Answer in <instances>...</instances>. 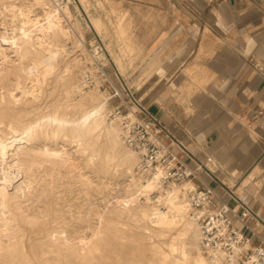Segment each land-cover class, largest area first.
I'll return each mask as SVG.
<instances>
[{"label":"rangeland","instance_id":"374dc122","mask_svg":"<svg viewBox=\"0 0 264 264\" xmlns=\"http://www.w3.org/2000/svg\"><path fill=\"white\" fill-rule=\"evenodd\" d=\"M184 13L186 10L182 0H0V45L8 51L9 56L13 55L10 42L22 37L21 28L26 23L32 24V48H36L38 37L45 38L52 45L51 56L43 59L49 65L48 74L41 76V79L32 73L31 78L24 80L23 89L27 91L26 97L32 101L33 107H38L33 111L34 116L39 117L43 111L49 110L57 117L50 126L41 125L42 120H37L29 133L38 147L45 141L56 156H45L37 149L36 152H28V148L22 146V141L18 142V130H10L0 122L1 140L10 145L19 143L22 146L18 157L24 161L18 160V171L15 173L18 175V185L28 182L25 189H18V197L14 199L18 202V209L10 208L18 217V243L0 254V264H195L198 252L211 262L213 256L209 249H204L191 231L178 234L182 227L180 223L157 226L150 222L148 216L141 214L142 210H149L156 202L158 190L164 189L159 188L154 180L152 189L143 191L139 188L147 179L143 180L135 174L137 155L134 151L136 156L131 169L136 184L129 180V173L125 172L126 165L119 162L112 161L110 171L101 176L93 168H86L83 176L75 174L79 172L77 169L70 173L73 174V185L77 188V198L69 194L66 184L70 175L61 168L65 153L76 151L78 157L85 156L79 149V136H73L65 124L72 123L84 114L87 133L94 135L98 144L102 143L106 130L120 134L119 127L107 118L110 109L120 102L113 95L114 89L126 100L131 92L140 99L165 77V73L160 77L154 75L163 73L159 64L165 63L164 57L169 50L166 38L161 37L180 24L177 21L181 20ZM120 24L125 27L128 41L122 39L117 31ZM39 27L41 33L40 29L37 30ZM2 36L6 37V42L1 39ZM181 36L182 31L175 35L176 39ZM35 64L40 66L39 62ZM27 65L34 69L32 63ZM121 141L120 148L129 150ZM15 158L9 151V164L0 169V177L16 176L12 167ZM22 167L28 169L27 174ZM258 174L256 170L240 184L237 182L233 186L235 193L239 195L238 191H241L245 200L243 187ZM52 178L57 181L55 187L60 185L58 190H63V193L56 195L66 199L64 204L52 203L54 200L50 193L38 196L35 191L39 184ZM232 183L227 182L229 185ZM250 188L262 197L256 206H250L256 212L264 210V180L256 178L250 183ZM164 191H174L180 198H185L178 187ZM38 198L39 203L32 201ZM45 211L60 215L56 221L62 222V236H70L69 241H77L80 234L87 242L84 249H75L73 243L59 242L54 245L53 241L47 242L48 238H43L38 232L44 227L45 216L42 212ZM131 211H134L135 216L131 215ZM258 213L264 217V212ZM188 216L187 210L186 220ZM258 229L264 233V227L259 224ZM95 230L99 231L97 241L88 240ZM94 243L97 244L93 248L86 249ZM76 244L79 247L83 245L80 241Z\"/></svg>","mask_w":264,"mask_h":264},{"label":"crops","instance_id":"0c3cea01","mask_svg":"<svg viewBox=\"0 0 264 264\" xmlns=\"http://www.w3.org/2000/svg\"><path fill=\"white\" fill-rule=\"evenodd\" d=\"M182 6L180 24L161 37L169 50L159 64L163 73L154 75L165 77L140 101L230 203L233 186L250 171H259L252 181L264 180V0H182ZM250 183L243 187L246 201L237 196L251 209L245 220L264 226L250 206L262 201Z\"/></svg>","mask_w":264,"mask_h":264},{"label":"bare ground","instance_id":"6f19581e","mask_svg":"<svg viewBox=\"0 0 264 264\" xmlns=\"http://www.w3.org/2000/svg\"><path fill=\"white\" fill-rule=\"evenodd\" d=\"M19 13H21V12H19ZM28 21H26V22H28ZM120 22H121V20H120ZM0 25H2V24L0 23ZM5 27H6V25H5ZM123 27H124V25L120 24L118 26L117 31L120 33L122 39L125 40L127 37L125 35V33H126L125 27L124 28ZM0 29H1V27H0ZM39 29H40V27L37 30L39 31ZM21 30H22L21 31L22 37L20 39H18V41L12 38L13 40L10 42L11 43L10 44L11 49H12L10 51L13 52L12 56H9L8 51L5 50L4 48H2L0 45V122H3L4 125H6L10 130H13V129L18 130V142L21 140L22 142L21 141L20 142H21L22 146H24V147L26 146L28 148V152L33 153V151H35V149H37L39 153H41L45 156H53V155L56 156V153L51 152L49 147L45 144V141H43L40 144V146L38 147V145H36V143L33 141V138L29 137V133L32 130V127L35 125L37 120H40V122L42 120L41 125L46 124V125L50 126V125H52V123L54 122V120L57 117L52 113V111H49V110L43 111V113L39 117L34 116L33 111L36 110L38 107L37 106L33 107L32 101L27 99V97H26L27 91L23 89L24 80L26 78H31L32 73L36 74L37 76H40L39 78H41V79H42L41 76L45 77L48 74L49 65L45 64L43 59L47 58L48 56H51L52 51H51L50 47L52 45L50 44L49 41H46L45 38L41 39L38 37V39L35 42L37 44L36 48H32V40H31L32 39V36H31L32 35V24L27 25V23H26L21 28ZM41 32H42V30L40 29V33ZM6 34L7 33H5V35ZM5 38L6 37H4V36L1 37V39L3 41L6 40ZM126 41H128V39H126ZM24 60L26 62H24ZM35 62H39L40 66H38V64H35ZM31 63L33 64L34 69H31L28 67L27 64H31ZM152 63H154V62H152ZM202 72H204V71H202ZM207 72L208 71H206V73ZM204 75H202L203 78H204ZM36 81H37V79H36ZM26 84H27V82H26ZM32 87H34V86H32ZM79 102H81V101H79ZM74 106H75V104H74ZM96 109H98V108H96ZM82 111H83V109H82ZM85 115H87V114L85 113ZM95 115H96V112H95ZM83 119H84V114L81 115V117L79 119H76L75 121L71 120L72 123L69 122V124L64 125L66 128H69L72 131L73 136H79V140H81L79 142V144H80L79 149L82 153H85V156H82V157H78V155H76V151H75V153L74 152H71L69 154L65 153L66 156H65V158H63V162H61L62 170L70 175L69 180L66 184L69 188V194L72 195L73 198L78 197L77 188H75L73 185V182H74L73 181V174H70L71 172L79 169V172L75 173V174H79V175L83 176L86 168H90V169L93 168L92 170L98 176H101V175L107 174L110 171L112 161L119 162L120 164L126 165L125 166V172L129 173V176H130L129 180L131 179L132 183L136 184V178L134 177V175H133L134 172L132 173V169H131L132 168L131 165H132L133 161L135 160L136 155L133 152V150L129 149L128 147L127 148L129 150L122 148V147L120 148V145H121L120 139L121 138L119 139V136H118L120 134H117V132L114 130L110 131L109 128H108L109 129L108 131L105 129L106 130L104 132L105 134H104V136H102L103 141L101 140L102 143L98 144L94 135H92L91 133L90 134L87 133V126H86L85 121ZM92 120H94V119H92ZM100 120H102V119H100ZM96 122H98V121H96ZM106 128H107V126H106ZM98 129H99V127H98ZM35 131H37V130H35ZM98 135H100V134H98ZM101 141H99V142H101ZM121 143H122V141H121ZM21 144L17 143L15 145L14 144L10 145V144L3 142L0 138V169H4L9 164L7 162V160H8L9 151H10L11 156H16V158L13 162V163H15V165L13 164L12 167L14 169V174L17 173V171H18V169H17L18 168V160H23L20 156L18 157V154L22 148ZM12 151H13V153H11ZM57 154H60V153H57ZM76 159L78 161H76ZM32 161H34V160H32ZM39 161H40V159L36 160V162H39ZM22 169H23V172L27 174L28 169H26L25 167L24 168L22 167ZM255 171H256V169H253L248 174L247 177H249L250 175L255 173ZM123 172H124V170H123ZM11 176H8V178L0 177V254L2 252H4L5 249H7L8 247L15 246L18 243V240H16V239H18V217L13 213V211L10 208L14 207V208L18 209V202H15V200H14L16 197H18V194H19L18 189H21V188L25 189L28 185V182H26L24 184L21 183L20 185H18V175H16L15 177H11ZM138 181H140V180H138ZM56 182L57 181L54 178H52V180H50V181H43L41 184L38 185V187L35 189V191L38 193V196H42L43 194L50 193V195L52 196V199L54 200L52 203H55L57 205H59L61 203L64 204L66 202V199H63L60 196L56 195L57 193L63 191L62 189L58 190L60 185L55 187ZM153 187H154L153 180L147 179L143 183L140 184L139 188H141L143 191H146V190L152 189ZM135 190H137V189H135ZM19 191H21V190H19ZM155 191H157V190H155ZM158 192H159V195L157 196V198H155L156 202L152 206H150L149 210H142L141 214L144 217L148 216L150 222L154 223L157 226H171V225H175V224L178 225V223H180L182 225V227L178 231V234H187L188 232L191 231L194 239L196 241H198L199 240V231H198L197 225L195 224V222L193 221L191 216H188L187 220L185 218V214H186L187 210H189V203H188L187 199L182 198V197L180 198L179 196H177L176 193H174V191L168 192V191H164V190H158ZM238 192H239V196L243 197V193L241 191H238ZM69 199H70V197H69ZM32 201L39 203L40 199L39 198L36 200L32 199ZM63 204L61 206H63ZM139 210H141V209L139 208ZM258 212L262 213V212H264V210L259 209ZM101 214H103V213H101ZM42 215L45 216L44 217V227H41L38 230V232L40 234H42L43 238H48L47 242L53 241L54 245H57L59 242H63L66 244L73 243V246L75 249H77V248L84 249V244H87V242L81 238L82 236L80 234H79L80 238H77V241L76 240L69 241L68 238L70 236H68L67 238L65 236L64 237L62 236L63 231L60 230L62 227V222L56 221V220H58V218H60V215H56L54 212L48 213L46 211L42 212ZM131 215H134V211H131ZM98 221H99V219H98ZM95 222L96 221H94V223ZM99 227H100V225H99ZM103 227H104V225H103ZM153 231L158 232V230H155V229H153ZM98 232H99L98 230H95L93 235H92L93 238L91 236V238L88 240L95 241L97 239ZM85 239L87 240V238H85ZM172 239H174V238H172ZM79 241L83 243V245H81L80 247L76 244V242L79 243ZM95 244H97V243H94L92 245V247L89 246L86 249L90 250L91 248H93L95 246ZM204 249H207V248H204ZM210 250L211 249H209V253L213 256V259L211 260V262L207 261L206 258L200 252H198L196 255L195 261H194L195 264H234L231 261H229L221 252L215 251V250L210 251ZM184 256H185V254H184ZM174 264H177V262L176 263L174 262Z\"/></svg>","mask_w":264,"mask_h":264},{"label":"built area","instance_id":"2783aa9c","mask_svg":"<svg viewBox=\"0 0 264 264\" xmlns=\"http://www.w3.org/2000/svg\"><path fill=\"white\" fill-rule=\"evenodd\" d=\"M133 94L126 100L114 89L120 102L107 118L119 127L123 143L136 153L135 174L154 180L164 190L178 187L189 203L188 212L204 248L221 252L234 264H264V233L256 221L245 220L251 209L233 193L230 203L222 201L199 176L200 163L186 156V149Z\"/></svg>","mask_w":264,"mask_h":264}]
</instances>
